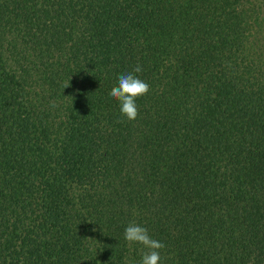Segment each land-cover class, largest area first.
I'll return each instance as SVG.
<instances>
[{
	"label": "trees",
	"instance_id": "1",
	"mask_svg": "<svg viewBox=\"0 0 264 264\" xmlns=\"http://www.w3.org/2000/svg\"><path fill=\"white\" fill-rule=\"evenodd\" d=\"M258 15L0 0V264H140L132 222L165 244L160 264H264ZM136 65L150 90L127 121L109 93Z\"/></svg>",
	"mask_w": 264,
	"mask_h": 264
},
{
	"label": "clouds",
	"instance_id": "2",
	"mask_svg": "<svg viewBox=\"0 0 264 264\" xmlns=\"http://www.w3.org/2000/svg\"><path fill=\"white\" fill-rule=\"evenodd\" d=\"M140 72H142L141 66L136 65L131 72L121 74L117 86H114L109 93V96L118 102L120 114L127 121L137 119L139 111L136 100L147 95L150 90L149 84L136 75ZM67 87L69 84L65 85V88ZM124 239L130 246L132 244L143 246L145 251L140 264H160L161 250L165 248V244L152 238L146 227L135 222L130 223L124 230Z\"/></svg>",
	"mask_w": 264,
	"mask_h": 264
},
{
	"label": "rangeland",
	"instance_id": "3",
	"mask_svg": "<svg viewBox=\"0 0 264 264\" xmlns=\"http://www.w3.org/2000/svg\"><path fill=\"white\" fill-rule=\"evenodd\" d=\"M249 6L256 7L259 9V15L256 20L263 26V35H264V0H247Z\"/></svg>",
	"mask_w": 264,
	"mask_h": 264
}]
</instances>
